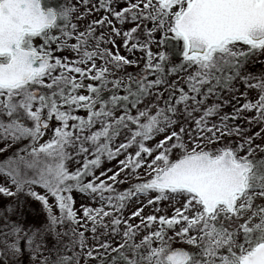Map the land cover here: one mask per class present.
<instances>
[{
	"label": "snow or ice",
	"instance_id": "obj_1",
	"mask_svg": "<svg viewBox=\"0 0 264 264\" xmlns=\"http://www.w3.org/2000/svg\"><path fill=\"white\" fill-rule=\"evenodd\" d=\"M0 264H264V0H0Z\"/></svg>",
	"mask_w": 264,
	"mask_h": 264
},
{
	"label": "rangeland",
	"instance_id": "obj_2",
	"mask_svg": "<svg viewBox=\"0 0 264 264\" xmlns=\"http://www.w3.org/2000/svg\"><path fill=\"white\" fill-rule=\"evenodd\" d=\"M29 211L34 213V212H36V211H37V209L30 208V209H29Z\"/></svg>",
	"mask_w": 264,
	"mask_h": 264
}]
</instances>
